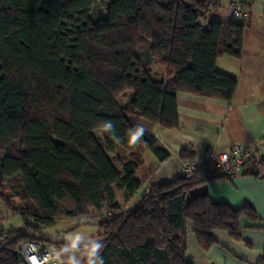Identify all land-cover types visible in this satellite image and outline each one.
<instances>
[{
  "label": "trees",
  "instance_id": "obj_1",
  "mask_svg": "<svg viewBox=\"0 0 264 264\" xmlns=\"http://www.w3.org/2000/svg\"><path fill=\"white\" fill-rule=\"evenodd\" d=\"M100 1L106 17L93 21L94 0H0V201L16 212L3 196L8 186L23 202L16 212L22 227H0V264H23L16 249L25 241L54 244L69 264L63 248H77L43 230L88 210L103 216V207L113 217L100 223L103 240L88 249L86 264H189L187 221L204 251L215 244L212 231L241 241V219L264 230L248 203L235 209L191 196L230 178L206 168L192 179L154 183L132 209L119 210L112 187L138 191L142 153L169 157L139 121L177 128L178 92L229 103L237 80L215 63L240 58L246 24L208 21L224 0ZM154 66L164 68V79L152 77ZM126 92L130 101L121 105ZM180 158L195 160L187 149ZM260 167L264 158L252 156L244 175L262 179ZM255 264H264V248Z\"/></svg>",
  "mask_w": 264,
  "mask_h": 264
},
{
  "label": "crops",
  "instance_id": "obj_2",
  "mask_svg": "<svg viewBox=\"0 0 264 264\" xmlns=\"http://www.w3.org/2000/svg\"><path fill=\"white\" fill-rule=\"evenodd\" d=\"M231 2L244 4V9L252 11L251 18L243 30L240 58L220 56L215 63V69L219 73L237 80V88L231 101L225 103L214 98L178 92L177 128L166 129L144 119L139 121V126L155 138L158 146L164 149L169 157L158 162L151 152L144 151L142 164L135 171V178L140 184L138 191L127 195L124 189L112 187L115 204L121 212L132 209L152 184L180 177V166L188 161L180 158L183 149H187L191 159H195L198 154L207 150L230 152L234 144H240L244 148H254V158H264V0H224L221 7L208 14V21L230 22ZM258 18L261 20L258 21ZM150 71L155 79L165 78L163 67L154 66ZM130 97L131 93L126 92L118 98L119 104H127ZM113 165L119 170L116 163ZM245 172L246 170L242 169L237 176L228 180L217 179L202 184L192 190L191 196L206 194L211 201L226 203L235 209L248 203L260 220L259 226H264V167L258 168L262 179L253 174L244 175ZM239 225L241 241L231 240L225 231H212L210 235L215 244L204 251L197 245L192 223L187 221L185 261L189 264H255L264 248V230L254 228L256 225H251L245 219H241ZM2 228L7 230L5 225ZM8 228L21 227L19 225ZM95 228L80 242L84 248L79 249V252L63 248L69 264L88 262L87 243L95 235ZM98 234L99 232L97 237ZM59 242L66 243L62 239H59ZM101 250L102 247L98 252Z\"/></svg>",
  "mask_w": 264,
  "mask_h": 264
},
{
  "label": "built area",
  "instance_id": "obj_3",
  "mask_svg": "<svg viewBox=\"0 0 264 264\" xmlns=\"http://www.w3.org/2000/svg\"><path fill=\"white\" fill-rule=\"evenodd\" d=\"M229 7L232 18L238 23L247 24L249 22L252 15L250 9L242 8L237 2H231ZM254 153V148H244L240 144H234L230 152L207 150L198 154L194 162H183L180 166V177L192 179L197 169L206 168L223 177L231 178L238 175ZM258 177L257 175L256 178ZM101 214L106 220L113 217L112 212L104 207L101 209ZM16 252L23 264H65L58 248L50 243L25 241L17 247Z\"/></svg>",
  "mask_w": 264,
  "mask_h": 264
},
{
  "label": "rangeland",
  "instance_id": "obj_4",
  "mask_svg": "<svg viewBox=\"0 0 264 264\" xmlns=\"http://www.w3.org/2000/svg\"><path fill=\"white\" fill-rule=\"evenodd\" d=\"M106 11V6L102 1L94 0L89 15L93 21H97L100 18L106 17ZM100 132L101 131L99 130L94 133V136L99 140L101 139ZM3 196L8 204L16 210V212L18 209H21L23 202L14 194V192L10 191L8 186L4 188ZM16 212L8 210L7 207L0 201V227L5 225L7 230H9L8 227L12 226L20 225V227H22V222ZM104 220L106 219L94 210H88V213L80 217L78 220H66L59 218L54 227L43 230V237L53 242H59V239H62L67 244L74 245L71 247L77 248L75 251L79 252V249L84 248L82 246L83 244L80 242H83L85 237L93 232V229L96 227L95 235L92 236V240L87 243L89 245L87 248L88 250L89 248H94V246L98 245L103 240L102 236L97 237L96 234L97 232H102L99 225ZM28 222L31 223V220L28 219ZM56 238H58V240ZM79 243L80 245L77 246Z\"/></svg>",
  "mask_w": 264,
  "mask_h": 264
}]
</instances>
